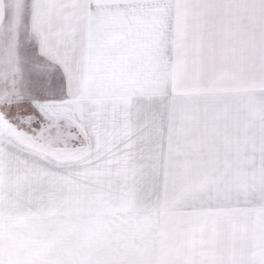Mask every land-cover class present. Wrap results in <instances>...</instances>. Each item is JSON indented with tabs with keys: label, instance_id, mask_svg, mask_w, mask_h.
I'll use <instances>...</instances> for the list:
<instances>
[{
	"label": "snow or ice",
	"instance_id": "obj_1",
	"mask_svg": "<svg viewBox=\"0 0 264 264\" xmlns=\"http://www.w3.org/2000/svg\"><path fill=\"white\" fill-rule=\"evenodd\" d=\"M15 8L0 264H264V0Z\"/></svg>",
	"mask_w": 264,
	"mask_h": 264
},
{
	"label": "rangeland",
	"instance_id": "obj_2",
	"mask_svg": "<svg viewBox=\"0 0 264 264\" xmlns=\"http://www.w3.org/2000/svg\"><path fill=\"white\" fill-rule=\"evenodd\" d=\"M7 18L0 26V90L5 87L3 77L7 75L17 89L25 86V77L30 71L29 62L24 53V27L16 24L15 0H6ZM17 31L21 37L17 43L15 36ZM11 60L17 64L16 70L10 74Z\"/></svg>",
	"mask_w": 264,
	"mask_h": 264
},
{
	"label": "crops",
	"instance_id": "obj_3",
	"mask_svg": "<svg viewBox=\"0 0 264 264\" xmlns=\"http://www.w3.org/2000/svg\"><path fill=\"white\" fill-rule=\"evenodd\" d=\"M1 57V56H0ZM11 67H10V74L11 73H16V72H14V69L16 70V68H17V64H13V60H11Z\"/></svg>",
	"mask_w": 264,
	"mask_h": 264
}]
</instances>
